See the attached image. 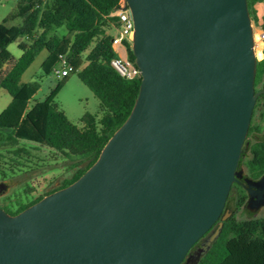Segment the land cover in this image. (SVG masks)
I'll return each instance as SVG.
<instances>
[{
  "label": "water",
  "instance_id": "water-1",
  "mask_svg": "<svg viewBox=\"0 0 264 264\" xmlns=\"http://www.w3.org/2000/svg\"><path fill=\"white\" fill-rule=\"evenodd\" d=\"M140 70L132 110L74 182L10 215L0 264H197L231 186L264 207V176L238 170L257 57L247 0H124Z\"/></svg>",
  "mask_w": 264,
  "mask_h": 264
},
{
  "label": "trees",
  "instance_id": "trees-1",
  "mask_svg": "<svg viewBox=\"0 0 264 264\" xmlns=\"http://www.w3.org/2000/svg\"><path fill=\"white\" fill-rule=\"evenodd\" d=\"M123 1L15 0L0 22V90L11 97L0 114V149L15 148L24 141L73 161L67 166L71 177L62 187L77 180L96 161L106 142L130 114L139 92L140 76L127 80L110 66L111 59L117 56L110 34L117 23L111 14ZM260 1L247 0V4L254 25L264 31V22H258L254 9ZM63 26L69 32L67 37L50 36L54 29ZM14 42H18L21 52L16 60L7 50ZM42 51L47 53L42 64L45 74L53 72L61 58L73 71L60 79L43 102L26 111L39 86L22 83L21 77ZM127 57L135 64L130 45ZM72 74L99 101V115L85 113L82 127L70 122L55 103ZM256 85L264 87V50L263 59L257 62ZM259 131L252 117L247 138ZM239 164L253 179L264 176V141L252 143L249 154L240 158ZM1 170L6 171L0 167ZM247 198L243 185L234 182L225 204L231 214L224 220L220 217L198 240L197 243L202 242L217 231L216 239L197 264H264V218L238 217L246 212Z\"/></svg>",
  "mask_w": 264,
  "mask_h": 264
},
{
  "label": "rangeland",
  "instance_id": "rangeland-1",
  "mask_svg": "<svg viewBox=\"0 0 264 264\" xmlns=\"http://www.w3.org/2000/svg\"><path fill=\"white\" fill-rule=\"evenodd\" d=\"M15 0H0V22L11 11ZM111 35L114 31L110 32ZM67 37L69 32L63 26L54 29L50 36ZM14 60L18 59L21 52L17 48V42L10 44L7 48ZM257 58L261 59L262 55L257 51ZM47 56L46 51L38 54L35 61L29 66L21 77L22 83H36L39 86L38 91L27 103L26 111L38 102H43L49 93L55 88L60 81L54 72L45 74L42 69V64ZM60 67V66H58ZM11 102L9 94L0 90V114L8 107ZM55 103L64 112L66 117L77 127H82V117L85 113L99 115V101L94 94L80 82L76 74H72L61 91L55 98ZM264 139V131L260 135ZM73 161L67 160L59 153L48 150L29 142H20L15 148L0 149V167L8 171L10 168L13 173L9 172V176L23 175V172L28 171L27 175H32L31 181L40 182V186H44L50 182L54 183L61 181L69 176V172H65L67 166ZM30 177V176H29ZM31 186L30 183L27 184ZM239 218H264V208L261 209L256 216L248 217V214L243 211L238 215Z\"/></svg>",
  "mask_w": 264,
  "mask_h": 264
},
{
  "label": "flooded vegetation",
  "instance_id": "flooded-vegetation-1",
  "mask_svg": "<svg viewBox=\"0 0 264 264\" xmlns=\"http://www.w3.org/2000/svg\"><path fill=\"white\" fill-rule=\"evenodd\" d=\"M254 89L255 92H260L264 89V87H259V85H256V77L254 82ZM252 117L255 123L257 124L258 128H260V131L254 134L249 139L246 137V140L243 145L244 154L241 158H245L249 154L252 143L264 141V139L260 138V135L264 131V94L258 95L253 108ZM238 170H243L244 176L249 177L247 176L246 169L243 165L239 164ZM9 172L13 173L12 170L4 171V173L1 170L0 172V208L10 215H15L24 210L25 208L31 206L32 204L37 202L39 197L42 198L45 195H48L58 189L63 188V184L66 180L70 179L72 174V171L66 168L65 172H69L68 177H65L61 181L54 183L53 186L50 184V182L46 183L44 186H40V182L35 183V181H31L32 175H27V173H29L28 171L23 172V175L19 174L15 176H9ZM249 178L254 181L260 179H253L252 177ZM28 183H30L31 186H28ZM236 183L243 185V187L245 188V184L242 180H238ZM263 208L264 207L260 208L256 212H252L247 208L246 202V213L248 214V217L256 216L257 213Z\"/></svg>",
  "mask_w": 264,
  "mask_h": 264
},
{
  "label": "built area",
  "instance_id": "built-area-1",
  "mask_svg": "<svg viewBox=\"0 0 264 264\" xmlns=\"http://www.w3.org/2000/svg\"><path fill=\"white\" fill-rule=\"evenodd\" d=\"M123 2L121 3L120 7L111 14V16L116 18L117 23L111 39L112 48L116 51L117 56L111 59L110 66L119 74V76L127 80H132L140 76V70L134 63L129 61L127 57V46L130 45L134 25L129 11L121 9ZM256 35H258L259 43L262 44L263 54L264 31L257 26L254 29L255 46L257 44L255 40ZM117 47H122L124 49V54H121L119 51H117ZM262 59L257 58L258 61ZM58 66L53 70L57 77L63 78L73 71V67L64 58H61V62Z\"/></svg>",
  "mask_w": 264,
  "mask_h": 264
},
{
  "label": "crops",
  "instance_id": "crops-1",
  "mask_svg": "<svg viewBox=\"0 0 264 264\" xmlns=\"http://www.w3.org/2000/svg\"><path fill=\"white\" fill-rule=\"evenodd\" d=\"M254 9H255L258 22L263 23L264 22V0H261L260 2L256 3L254 6ZM117 51H119L121 54H124V49L122 47H117Z\"/></svg>",
  "mask_w": 264,
  "mask_h": 264
},
{
  "label": "bare ground",
  "instance_id": "bare-ground-1",
  "mask_svg": "<svg viewBox=\"0 0 264 264\" xmlns=\"http://www.w3.org/2000/svg\"><path fill=\"white\" fill-rule=\"evenodd\" d=\"M255 40H256V42H257V44H256V46H255V54H256V57H257V51H259V53L262 55V57H263V54H262V44L261 43H259V41H258V35H256L255 36ZM262 57H261V59H262Z\"/></svg>",
  "mask_w": 264,
  "mask_h": 264
}]
</instances>
